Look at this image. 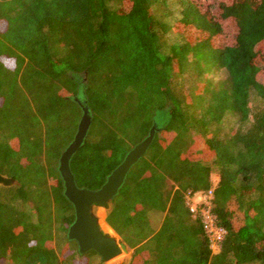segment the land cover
<instances>
[{"label": "trees", "instance_id": "1", "mask_svg": "<svg viewBox=\"0 0 264 264\" xmlns=\"http://www.w3.org/2000/svg\"><path fill=\"white\" fill-rule=\"evenodd\" d=\"M263 76L264 0H0V174L15 181L0 186V264H102L66 238L57 166L75 97L91 116L70 162L79 188L165 124L105 206L126 264H264ZM213 172L217 252L185 199Z\"/></svg>", "mask_w": 264, "mask_h": 264}, {"label": "water", "instance_id": "2", "mask_svg": "<svg viewBox=\"0 0 264 264\" xmlns=\"http://www.w3.org/2000/svg\"><path fill=\"white\" fill-rule=\"evenodd\" d=\"M73 100L81 109V117L75 135L61 153L57 166V172L62 181L63 196L70 203L74 212V220L67 229L66 238L76 244L79 255L93 251L102 263H107L121 254L127 253L129 248L106 223L112 234H106L101 230L94 209L103 208L112 202L123 186L131 168L145 155L155 134L161 131L165 124H159L155 118L147 136L126 153L121 163L111 171L98 189L79 188L71 172L70 162L84 143L91 123V116L84 99L75 97ZM14 184L15 181L0 174V186L10 187Z\"/></svg>", "mask_w": 264, "mask_h": 264}, {"label": "built area", "instance_id": "3", "mask_svg": "<svg viewBox=\"0 0 264 264\" xmlns=\"http://www.w3.org/2000/svg\"><path fill=\"white\" fill-rule=\"evenodd\" d=\"M214 186L205 193L188 192L186 193L185 199L191 215L194 218L197 216L201 217L203 229L210 241V248L212 251H217L220 243L223 241L225 231L216 225L214 217L210 212Z\"/></svg>", "mask_w": 264, "mask_h": 264}, {"label": "rangeland", "instance_id": "4", "mask_svg": "<svg viewBox=\"0 0 264 264\" xmlns=\"http://www.w3.org/2000/svg\"><path fill=\"white\" fill-rule=\"evenodd\" d=\"M196 1V0H195ZM198 2H200L202 4V6L204 7V9H206L207 7H209L210 5H217V2H220L221 0H197ZM217 8H213L212 12H213V15L214 14H217ZM182 34L186 36H189L190 35V32H188L187 30H181ZM263 79H264V76H263ZM261 107H264V104H262ZM218 181V176H217V173L213 172L212 175H211V182H212V186H214ZM94 213L96 214V216L98 217L99 219V226L101 228V230L106 233V234H112V233H109V231H107V229L104 227L105 225V218H106V215L108 213V209L103 207V208H95L94 209ZM162 219V215L161 214H155V215H152V222L154 225L158 226V224L160 223ZM107 227V225H105ZM128 247V246H127ZM213 252H217V251H213ZM131 253H132V250L129 249L127 253H123L121 254L119 257L107 262V263H102V264H126L128 262V260L130 259V256H131ZM80 256H84V257H88V258H93L95 260H98V256H94V254L91 252V251H88L87 253H85L84 255H80ZM122 258V259H119V258Z\"/></svg>", "mask_w": 264, "mask_h": 264}, {"label": "bare ground", "instance_id": "5", "mask_svg": "<svg viewBox=\"0 0 264 264\" xmlns=\"http://www.w3.org/2000/svg\"><path fill=\"white\" fill-rule=\"evenodd\" d=\"M104 227L107 229V231H109V233L111 232V230L109 229V227H106L105 225H104ZM122 258L120 257L119 259H122Z\"/></svg>", "mask_w": 264, "mask_h": 264}, {"label": "crops", "instance_id": "6", "mask_svg": "<svg viewBox=\"0 0 264 264\" xmlns=\"http://www.w3.org/2000/svg\"><path fill=\"white\" fill-rule=\"evenodd\" d=\"M106 223V222H105ZM106 225V224H105ZM111 233V232H110Z\"/></svg>", "mask_w": 264, "mask_h": 264}]
</instances>
